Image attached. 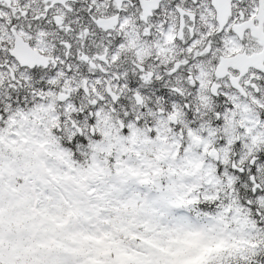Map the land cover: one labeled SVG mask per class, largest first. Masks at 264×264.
<instances>
[{
    "label": "snow or ice",
    "instance_id": "6c2138e0",
    "mask_svg": "<svg viewBox=\"0 0 264 264\" xmlns=\"http://www.w3.org/2000/svg\"><path fill=\"white\" fill-rule=\"evenodd\" d=\"M0 264H264V0H0Z\"/></svg>",
    "mask_w": 264,
    "mask_h": 264
}]
</instances>
